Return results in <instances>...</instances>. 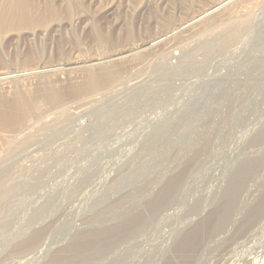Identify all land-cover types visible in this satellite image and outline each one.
I'll use <instances>...</instances> for the list:
<instances>
[{
	"label": "rangeland",
	"instance_id": "rangeland-1",
	"mask_svg": "<svg viewBox=\"0 0 264 264\" xmlns=\"http://www.w3.org/2000/svg\"><path fill=\"white\" fill-rule=\"evenodd\" d=\"M19 1L30 23L0 29L17 74L0 82V264H264V0L183 31L219 0ZM100 229L114 238L85 250Z\"/></svg>",
	"mask_w": 264,
	"mask_h": 264
},
{
	"label": "bare ground",
	"instance_id": "bare-ground-1",
	"mask_svg": "<svg viewBox=\"0 0 264 264\" xmlns=\"http://www.w3.org/2000/svg\"><path fill=\"white\" fill-rule=\"evenodd\" d=\"M233 0H219L218 2L214 3V4H211V6H209L208 8L206 9H203L201 10L200 12H198L197 14H195L194 16H192L190 19L184 21L183 23L179 24L178 27L176 29L178 30H186V29H190L192 28V26L196 23H199L200 20L203 18V17H206V15H208L209 13H212L213 11H216V9H218L219 7L221 8V6L223 5H226L228 3H231ZM233 3V2H232ZM229 5V4H228ZM7 8V7H6ZM31 14L29 13L28 11V8H26L25 6H23V4L18 0V1H12V3L10 4V7H8L7 9H5L3 6H1L0 4V29L1 27H3L5 24L4 23H8L9 26H12V25H23V24H27V23H30L31 21ZM203 20V19H202ZM231 24V23H230ZM15 25V26H16ZM199 25V24H198ZM193 26V27H194ZM200 27V26H199ZM203 27H201L202 29ZM194 29V28H193ZM200 29V28H199ZM222 32V31H221ZM169 33V32H168ZM168 33H165V34H161L159 36H156L154 37L153 39H151L150 41L146 42L147 45H149L150 47H155L159 44H161L164 40H166L167 38H169V34ZM223 38V37H222ZM165 42V41H164ZM185 44V43H184ZM193 46V45H192ZM181 48V47H180ZM181 52V51H180ZM119 55V54H118ZM177 66V65H176ZM51 67V66H50ZM39 69V68H37ZM38 71V70H37ZM7 73V72H6ZM15 73V72H14ZM13 72H9V74H5V73H0V82L2 80H5L7 78H10V77H14L16 76ZM91 73V72H90ZM91 75V74H90ZM92 78V77H91ZM97 78V77H96ZM110 79V78H109ZM93 80V79H92ZM98 80V79H97ZM95 81V80H93ZM92 82V81H91ZM97 83V81L95 82ZM55 92V91H54ZM56 95V94H55ZM54 95V96H55ZM52 96V95H51ZM57 96V95H56ZM55 96V97H56ZM49 97V96H48ZM53 97V96H52ZM53 97V98H55ZM58 97V96H57ZM20 99V98H19ZM52 99V98H51ZM59 98H57L58 100ZM50 100V99H49ZM53 100V99H52ZM54 101V100H53ZM56 101V99H55ZM35 107V106H34ZM31 103H29L26 99L22 100H18L16 102V109L17 111L19 112V115L20 116H24L25 118L27 116L30 117V114H32L33 112V108ZM35 109V108H34ZM18 112H17V115H18ZM14 114V113H13ZM12 116V113L10 114V112H8L6 109L0 111V120H5V121H8L7 119ZM16 117V116H15ZM10 119V118H9ZM16 119V118H15ZM24 119V118H23ZM14 121V120H13ZM38 124V123H37ZM34 126V125H33ZM37 127V126H36ZM22 141V140H21ZM208 147V146H207ZM198 149V148H197ZM199 150V149H198ZM207 150V148H206ZM202 151V150H201ZM200 151V152H201ZM195 157H199V155L197 156L195 154ZM194 159V158H193ZM198 160V159H196ZM201 160V159H199ZM197 163V162H195ZM193 164V163H191ZM196 165V164H195ZM180 182V181H179ZM179 182H178V185H179ZM182 182V181H181ZM177 184V183H176ZM175 184V185H176ZM175 185L172 187L171 186V189H168L167 191L169 192V194H166L161 197L163 198V200H168V199H172L173 195L171 194L172 191H175L176 187ZM175 187V189H174ZM170 190V191H169ZM177 190V189H176ZM180 190V189H178ZM177 190V191H178ZM175 193V192H174ZM177 193V192H176ZM176 197L178 196V194L175 195ZM176 197H174V199H176ZM162 200V201H163ZM161 201V202H162ZM173 201V200H171ZM162 204V203H161ZM164 204V202H163ZM161 206V205H160ZM135 222V221H134ZM142 222V221H141ZM137 223V222H136ZM135 223V225H136ZM140 222H138L139 224ZM113 225V224H112ZM134 225V223H133ZM116 226V225H115ZM138 226H141V225H137ZM126 227V226H124ZM132 227V225H131ZM108 228V227H107ZM113 228V227H112ZM135 228V227H134ZM103 229V228H102ZM114 229V228H113ZM113 229H105V231L101 230V231H92V232H89V233H86V235H84L87 239H88V242L86 244V247L85 250H91V248L93 249V247L95 248L96 245H97V248H100L98 247V245H102V244H105L106 242H109L110 240H112L115 236V232L113 231ZM117 231V230H116ZM120 231V230H119ZM119 233V232H118ZM83 236V237H84ZM107 244V243H106ZM103 246H107V245H103ZM102 246V247H103ZM104 248V247H103ZM85 250H84V253H85ZM95 250H99V249H95ZM101 250V249H100ZM92 251V250H91ZM90 251V252H91ZM92 252H95L94 250ZM86 254H90V253H87ZM174 264V263H173Z\"/></svg>",
	"mask_w": 264,
	"mask_h": 264
}]
</instances>
